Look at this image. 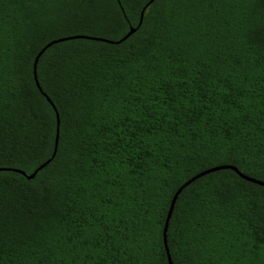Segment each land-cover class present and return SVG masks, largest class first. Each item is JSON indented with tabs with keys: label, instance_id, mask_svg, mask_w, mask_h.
Listing matches in <instances>:
<instances>
[{
	"label": "trees",
	"instance_id": "obj_1",
	"mask_svg": "<svg viewBox=\"0 0 264 264\" xmlns=\"http://www.w3.org/2000/svg\"><path fill=\"white\" fill-rule=\"evenodd\" d=\"M147 3L0 0V264H264V0Z\"/></svg>",
	"mask_w": 264,
	"mask_h": 264
},
{
	"label": "water",
	"instance_id": "obj_2",
	"mask_svg": "<svg viewBox=\"0 0 264 264\" xmlns=\"http://www.w3.org/2000/svg\"><path fill=\"white\" fill-rule=\"evenodd\" d=\"M135 31H136L135 29L131 30V32L129 33V34H130L129 36H131ZM70 39H71V38L61 39V40H58V41L52 42L50 45L55 44V43H59V42L65 41V40H70ZM126 39H127V38H123L121 41H119V42H117V43H122V42L125 41ZM111 43H114V42H111ZM46 49H47V48H45V49L39 54V56L37 57V60H36V63H35V69H36V65H37L38 59L40 58V56L43 54V52H44ZM55 153H56V151H55ZM48 163H49V162H48ZM48 163H46V164H44V165H47ZM44 165H43L42 167H44ZM42 167H41V168H42ZM41 168H40V169H41ZM222 169H231V170L235 171V172H236L240 177H242L243 179H245V180H247V181H250V182H252V183H255V184L261 185V186L264 187V183H263V182H260V181H257V180H254V179H251V178H249V177L243 175L242 173H240V172H239L236 168H234V167H219V168H216V169H212V170L206 171V172H204V173H202V174L196 176V177L193 178L191 181H189V182L186 183L184 186H182V188H180L179 191L177 192V194L175 195V197H174V199H173V201H172V204H171V208H170V211H169V215H168L167 221H166L165 233H166L167 227H168V225H169V221H170V218H171V216H172V212H173L174 205H175V202H176V200H177L178 195H179V194H180V193H181V192H182V191H183L188 185H190V184H191L193 181H195L196 179H199V178L203 177L204 175H207V174H209V173H212V172H215V171H218V170H222ZM20 173H21L23 176L26 177V174H25L24 172H20ZM35 175H36V173L33 174V175H31V176H27V178H28L29 180L34 179ZM165 243H166V236H165ZM170 264H172V263L170 262Z\"/></svg>",
	"mask_w": 264,
	"mask_h": 264
},
{
	"label": "snow or ice",
	"instance_id": "obj_3",
	"mask_svg": "<svg viewBox=\"0 0 264 264\" xmlns=\"http://www.w3.org/2000/svg\"><path fill=\"white\" fill-rule=\"evenodd\" d=\"M109 2H112V0H109ZM116 3L119 4L120 8L123 9L125 6V0H115ZM142 0H127V4L129 7H131L133 10H135V8L139 7L141 4ZM156 0H148V3L145 5L144 7V11L147 10L148 7L151 6V4L155 3ZM124 15L127 16V10L124 11ZM130 34H126L125 38H128ZM70 103V101H69ZM65 131H67V128L65 129ZM7 149L5 148V146L3 145L2 141H0V158H3V154ZM57 151H58V147H57ZM52 159V157L49 158V161H47L46 163L50 162ZM255 163L261 164L264 162H260L257 161ZM3 169H0V171H2Z\"/></svg>",
	"mask_w": 264,
	"mask_h": 264
}]
</instances>
